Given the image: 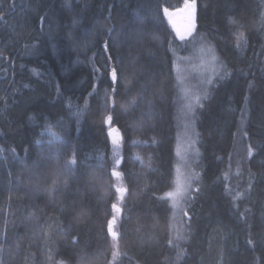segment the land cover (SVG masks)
Listing matches in <instances>:
<instances>
[{"label":"trees","instance_id":"trees-1","mask_svg":"<svg viewBox=\"0 0 264 264\" xmlns=\"http://www.w3.org/2000/svg\"><path fill=\"white\" fill-rule=\"evenodd\" d=\"M183 3L0 0V264H264L262 0H196L217 68L173 237L181 45L162 11Z\"/></svg>","mask_w":264,"mask_h":264},{"label":"rangeland","instance_id":"rangeland-1","mask_svg":"<svg viewBox=\"0 0 264 264\" xmlns=\"http://www.w3.org/2000/svg\"><path fill=\"white\" fill-rule=\"evenodd\" d=\"M264 6V0H262ZM185 4L179 7L167 9L162 13L169 27L180 42V47L174 52V64L176 78L179 83V106L177 109V137L175 147V168L173 172V180L169 192H175L177 189V180L183 176L193 173V165L196 159V134L193 123V116L196 109L200 106L209 85L210 76L217 68V60L212 59L213 53H210L207 48L194 46L193 34L187 36L185 33V41H181L178 31L185 32L187 25V13L183 11ZM184 23V30H180V25ZM192 40V41H191ZM189 106L192 111L190 112ZM50 136H56L53 132H48ZM194 187L192 181L189 192L191 193ZM168 192V193H169ZM168 203L172 214L171 229L173 237H179V232L182 223L185 220L186 201L180 200L179 206L173 209V200L167 195Z\"/></svg>","mask_w":264,"mask_h":264},{"label":"snow or ice","instance_id":"snow-or-ice-1","mask_svg":"<svg viewBox=\"0 0 264 264\" xmlns=\"http://www.w3.org/2000/svg\"><path fill=\"white\" fill-rule=\"evenodd\" d=\"M196 9H197V3H196V0H186V3H185V7L183 9V11H185L187 13V16H186V19H187V25H186V28H185V32L184 33H180L178 31V35H179V38L181 41H185V33L187 36H192V34L194 32H196ZM165 12H167V9L164 10ZM233 21H230V23H232ZM110 31V29H109ZM237 40L240 41V40H244V36H243V33H241L238 37H237ZM246 43V41H245ZM237 47L239 48V44H237ZM105 48H107V44H105ZM209 52L210 53H213V49L211 47H209ZM111 57H109L110 59ZM212 59L213 60H216V56L212 55ZM109 77H110V80L113 84H115V82L117 81L118 79V72H117V68L116 67H113L110 71V73H108ZM228 75V72H227V69L224 68L223 70V75H220L218 78L219 79H223L225 76ZM95 89H96V85H93V93L95 92ZM113 91H115V88H113ZM93 93H89V95H93ZM107 90H105V97L107 98ZM133 103H135L133 101ZM87 107V103H85V107L84 108H81L79 106H77L76 108V111L74 113V115H76L77 117H79L80 115L83 114V112L85 111V108ZM190 112L192 111L191 107L189 106V109H188ZM112 121V116H108L107 117V120L106 122L107 123H111ZM59 138V137H57ZM115 138L113 139V143H115ZM249 155H251V149L249 150ZM68 163L70 164H75V160H71L69 161ZM116 163L119 165L121 163L120 160H117ZM121 175L120 172H117L115 170H113L112 172V176L114 177H119ZM196 179H199V174H189L187 176H183L182 178L178 179L177 180V189L175 192H169L167 193V195L169 197L172 198L173 200V204H172V207L173 209H176L178 206H179V201L180 200H185L186 198H190L191 196V193L189 192V189L191 188V184H192V181L193 180H196ZM116 191L118 193H123L125 191V189L123 188H117ZM198 191V189H197ZM240 194L237 193V196H239ZM112 208L116 211H120V209L117 207L116 204H113L112 205ZM115 217H113L112 219H110L108 221V224H107V229H108V232L111 233L112 235H116V233L113 232V225L115 223ZM169 243H171V241H169ZM248 243L251 245L253 243V241L251 239L248 240ZM179 255L178 254V258H179Z\"/></svg>","mask_w":264,"mask_h":264},{"label":"water","instance_id":"water-1","mask_svg":"<svg viewBox=\"0 0 264 264\" xmlns=\"http://www.w3.org/2000/svg\"><path fill=\"white\" fill-rule=\"evenodd\" d=\"M180 30H184V23H182L181 25H180ZM111 131H113V129L111 130Z\"/></svg>","mask_w":264,"mask_h":264},{"label":"bare ground","instance_id":"bare-ground-1","mask_svg":"<svg viewBox=\"0 0 264 264\" xmlns=\"http://www.w3.org/2000/svg\"><path fill=\"white\" fill-rule=\"evenodd\" d=\"M47 134V133H46Z\"/></svg>","mask_w":264,"mask_h":264}]
</instances>
